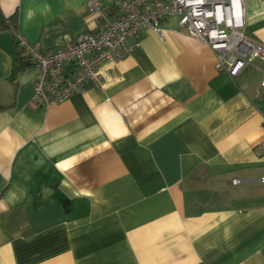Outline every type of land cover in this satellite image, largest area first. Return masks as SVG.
<instances>
[{
    "label": "crops",
    "instance_id": "obj_1",
    "mask_svg": "<svg viewBox=\"0 0 264 264\" xmlns=\"http://www.w3.org/2000/svg\"><path fill=\"white\" fill-rule=\"evenodd\" d=\"M90 1L0 0V264H264V58L231 77L169 17L108 88L33 104L17 35L96 33ZM245 7L264 47V0Z\"/></svg>",
    "mask_w": 264,
    "mask_h": 264
},
{
    "label": "built area",
    "instance_id": "obj_2",
    "mask_svg": "<svg viewBox=\"0 0 264 264\" xmlns=\"http://www.w3.org/2000/svg\"><path fill=\"white\" fill-rule=\"evenodd\" d=\"M89 8L97 32L68 38L54 49L17 35L18 49L37 70L33 104L49 107L62 103L86 93L89 85L108 88L112 83L107 69L130 55V41L140 47L138 38L147 29L163 37L162 22L169 17H178L181 31L188 30L208 45L219 67L231 77H237L250 60L264 58V47L244 33L245 0H116L112 5L91 0ZM68 67H72L70 73ZM260 75L264 77V72Z\"/></svg>",
    "mask_w": 264,
    "mask_h": 264
},
{
    "label": "trees",
    "instance_id": "obj_3",
    "mask_svg": "<svg viewBox=\"0 0 264 264\" xmlns=\"http://www.w3.org/2000/svg\"><path fill=\"white\" fill-rule=\"evenodd\" d=\"M16 45H17V44H16ZM17 48H18V47H17ZM21 54H22V51L19 50V55H21ZM28 63H29V62H28ZM28 63H27V64H28Z\"/></svg>",
    "mask_w": 264,
    "mask_h": 264
}]
</instances>
